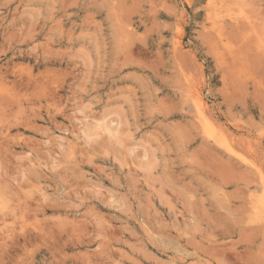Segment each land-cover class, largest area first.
I'll return each instance as SVG.
<instances>
[{"label":"rangeland","instance_id":"374dc122","mask_svg":"<svg viewBox=\"0 0 264 264\" xmlns=\"http://www.w3.org/2000/svg\"><path fill=\"white\" fill-rule=\"evenodd\" d=\"M263 196L264 0H0V264H264Z\"/></svg>","mask_w":264,"mask_h":264},{"label":"bare ground","instance_id":"6f19581e","mask_svg":"<svg viewBox=\"0 0 264 264\" xmlns=\"http://www.w3.org/2000/svg\"><path fill=\"white\" fill-rule=\"evenodd\" d=\"M209 135V134H208ZM264 197V196H263ZM262 198V197H261ZM261 204V203H260ZM263 205H264V203H263ZM262 218V217H261Z\"/></svg>","mask_w":264,"mask_h":264}]
</instances>
